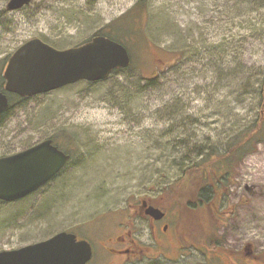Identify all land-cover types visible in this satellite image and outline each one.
Returning a JSON list of instances; mask_svg holds the SVG:
<instances>
[{
	"label": "rangeland",
	"instance_id": "374dc122",
	"mask_svg": "<svg viewBox=\"0 0 264 264\" xmlns=\"http://www.w3.org/2000/svg\"><path fill=\"white\" fill-rule=\"evenodd\" d=\"M8 1L0 0V89L7 58L24 42L78 45L136 0H31L11 12ZM258 5L153 0L147 39L122 33L130 71L23 100L8 95L0 156L53 138L71 160L31 195L0 202V250L64 231L91 244L87 264H264V141L234 162L211 207L176 199L186 183L176 180L188 164L211 146L224 151L258 118L264 71ZM151 75L160 81L142 89L141 78ZM144 203L160 207L164 222L152 229ZM128 230L142 247L129 261L108 251L121 247L113 239ZM246 246L258 262L239 255Z\"/></svg>",
	"mask_w": 264,
	"mask_h": 264
},
{
	"label": "water",
	"instance_id": "95a60500",
	"mask_svg": "<svg viewBox=\"0 0 264 264\" xmlns=\"http://www.w3.org/2000/svg\"><path fill=\"white\" fill-rule=\"evenodd\" d=\"M31 0H9L8 12L28 5ZM130 65L127 49L104 36L66 49H56L38 38L21 44L4 66L0 91V114L9 108L8 94L29 98L46 94L79 81L99 82L112 71ZM70 160V155L45 139L17 153L0 157V200L12 202L36 191L55 177ZM154 220L164 213L146 206ZM92 258L88 241L58 232L48 239L12 250L0 251V264H87Z\"/></svg>",
	"mask_w": 264,
	"mask_h": 264
},
{
	"label": "trees",
	"instance_id": "16d2710c",
	"mask_svg": "<svg viewBox=\"0 0 264 264\" xmlns=\"http://www.w3.org/2000/svg\"><path fill=\"white\" fill-rule=\"evenodd\" d=\"M152 1L153 0H136L134 4L128 10H126L120 17L108 22L101 28V30H98L96 33L92 34L89 38L83 40L78 45L87 42L88 40H90L91 37L104 36L127 47L125 41H127L129 38L127 40L123 38L122 33L123 31L128 32V30L134 32V34L138 32L137 35L145 37L147 39L145 29L147 26L146 23L150 17V13L152 10ZM230 1L234 2V5L237 6H248L257 3L259 4L258 8L264 7V0H227V2ZM177 56L175 54V58ZM175 58L174 62L170 61L171 70L175 68ZM161 63L162 65H164L165 62L162 61ZM130 67L131 65H129L125 69L114 70L111 75H118L120 73L128 72L130 71ZM141 81L145 83L142 89L146 90L153 87L155 88L156 84L160 81V79L157 78L156 75H151L147 78H141ZM11 95H13V97L17 96L14 94ZM17 97L20 100L27 99L20 98L19 96ZM259 97L260 103L258 118L254 121L253 125L248 128L247 132L242 135V138L241 136H237L236 139L238 140L227 144L224 151L222 152L216 149L215 147L211 146L210 151L206 153L202 158L203 160L201 159L195 163L188 164L183 169L182 175L179 177V179L176 180H186V183H184L183 186L180 187V191L183 189L184 191H176V199L179 198V201H181L182 204H186V206L187 204H189V206L194 205L195 207L198 202L200 205H203L204 208V204L209 203L211 207V201H213L216 198V195L219 193V183H223V178L227 179L230 176L234 162L238 161L239 159H242L243 156L246 155L251 149H253L257 143L264 141V130H262V125L264 123V71L259 84ZM10 108L11 103L9 108L5 112L0 114V117L4 113H6ZM51 139L56 143L53 138ZM57 146L60 150L64 151L65 153H69L67 152V150H65L58 144ZM208 171L211 172L208 174ZM153 205L158 207L155 204ZM200 243H202L203 245L204 242ZM202 245L201 247H204Z\"/></svg>",
	"mask_w": 264,
	"mask_h": 264
},
{
	"label": "flooded vegetation",
	"instance_id": "af4514ba",
	"mask_svg": "<svg viewBox=\"0 0 264 264\" xmlns=\"http://www.w3.org/2000/svg\"><path fill=\"white\" fill-rule=\"evenodd\" d=\"M37 142H35V143H37ZM53 144H55V143L53 142ZM5 155H9V154L7 153V154H4L2 156H5ZM2 156H0V157H2ZM141 204H142V202H141ZM165 218H166V213H165V215L161 219H159L157 221H155L154 219H151V220L148 219V221L150 222V226L153 229L155 227V224L164 222V219ZM166 226H167L166 224H164V226H163V229L165 231H166ZM113 242H116L121 247L118 248V249L108 248V251H110L111 253H114L115 255H122V256H124V258H126L127 261L131 260L138 253H141L142 252V247L141 246H138L134 242V240L132 239V237H131V230L122 231L121 234L117 235L113 239ZM239 255L242 258H247L248 257L251 262H258L257 261L258 260L257 254L255 255L254 252L249 248V246L244 247L243 250L239 253Z\"/></svg>",
	"mask_w": 264,
	"mask_h": 264
}]
</instances>
